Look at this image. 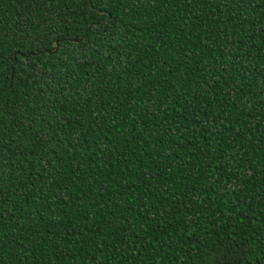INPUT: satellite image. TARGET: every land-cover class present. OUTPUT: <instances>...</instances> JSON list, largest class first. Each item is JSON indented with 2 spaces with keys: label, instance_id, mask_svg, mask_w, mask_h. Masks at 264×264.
Returning <instances> with one entry per match:
<instances>
[{
  "label": "trees",
  "instance_id": "16d2710c",
  "mask_svg": "<svg viewBox=\"0 0 264 264\" xmlns=\"http://www.w3.org/2000/svg\"><path fill=\"white\" fill-rule=\"evenodd\" d=\"M90 1L0 0V264H264V0Z\"/></svg>",
  "mask_w": 264,
  "mask_h": 264
},
{
  "label": "water",
  "instance_id": "95a60500",
  "mask_svg": "<svg viewBox=\"0 0 264 264\" xmlns=\"http://www.w3.org/2000/svg\"><path fill=\"white\" fill-rule=\"evenodd\" d=\"M89 7H90L91 9H94L90 0H89ZM95 10L98 11L99 13H104L103 11H100V10H98V9H95ZM110 20H111V16L108 15L107 19L104 20L103 22H101L100 24H107ZM96 25H97V24H91V25L88 27V29L86 30L84 36H83L81 39H75V40H73V41L76 42V43H81L82 41H85V40L87 39V37H88L89 30H90L93 26H96ZM57 44H58V43H56V45H57ZM39 54H42V53H39Z\"/></svg>",
  "mask_w": 264,
  "mask_h": 264
}]
</instances>
